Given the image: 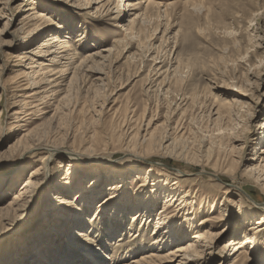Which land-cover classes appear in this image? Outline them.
Masks as SVG:
<instances>
[{
    "label": "rangeland",
    "instance_id": "obj_1",
    "mask_svg": "<svg viewBox=\"0 0 264 264\" xmlns=\"http://www.w3.org/2000/svg\"><path fill=\"white\" fill-rule=\"evenodd\" d=\"M84 1L0 0V264H129L166 233L165 200L187 191L196 223L211 205L222 218L206 264H230L226 242H243L264 210L242 173L264 151V0H112L101 15ZM51 36L74 58L50 68L56 86L34 87ZM255 237L236 264H256Z\"/></svg>",
    "mask_w": 264,
    "mask_h": 264
},
{
    "label": "bare ground",
    "instance_id": "obj_2",
    "mask_svg": "<svg viewBox=\"0 0 264 264\" xmlns=\"http://www.w3.org/2000/svg\"><path fill=\"white\" fill-rule=\"evenodd\" d=\"M84 2H85V5L87 6V8H89V7L91 8V7H93V5H96L95 11H97V13H100V15L103 13H105V14L110 13L109 7L113 3L112 0H85ZM121 3H126V2L124 0H121L120 4ZM124 10H126V8ZM127 11H133V10L129 9ZM40 17H43V16L40 15ZM55 43H57L56 47L54 45ZM40 46H41V48L38 49V51L36 52V55L41 57L44 60L39 61V62L35 61V63H38V64L35 65V67H30V69H37L36 71H34V70L31 71L34 75L33 77H35V79L32 83H33L34 87H36V85H41V84H44L46 82L49 84H53L52 86H56V84H55L56 78L53 80L50 78L55 76V73H59V72H55L54 69H50V68L55 63H57V60H70V62H68V64L64 65L65 67H62V68L67 69V66H69L71 61H73L74 55L71 53L72 50L70 49L68 42L67 41H61V40L57 39L56 36H51L49 38H46L45 40H43V42L41 43ZM103 51L106 53L108 52V50H103ZM56 58H58V59H56ZM99 58H101V55L88 56L87 58L81 60L77 66L80 67V66L84 65L85 62H95V60L99 59ZM21 60H23V56H18L17 61H21ZM94 68H96V67H94ZM91 69H92L91 67H86L85 70L89 71V72H93V71H91ZM95 71H96V69H95ZM38 73L40 75L39 77L36 76ZM29 93H30L29 95H31L30 96L31 100H35L34 98L36 97V95H39L40 92H38L37 90H33ZM239 95H241V94H239ZM24 107H25V105H24ZM12 115L15 116L14 117V120H15V119H17V116L19 115V113L17 111H14ZM17 121H19V120H17ZM16 127H21V126L17 124ZM262 129H264V128H262ZM23 132L24 133H23V136L21 137V139L22 138L23 139L28 138L31 135L32 130H23ZM138 133H137V135H139ZM260 136H261V138H260L261 142L260 143L262 144V147H263L264 146V132ZM149 138H150V135L148 136L147 139L145 138V136H141L140 142L143 143V142L147 141ZM137 140H138V138H137ZM21 141L22 140H18V142H21ZM138 141H136V142H138ZM169 141H170L169 136H165L162 139V141L160 143L161 144L160 145L161 146L160 151L161 150L166 151L168 149L170 144H172V143H168ZM136 142L134 144H136ZM174 146H176V145H174ZM211 149L212 148H210V150ZM205 152L207 153L208 151H205ZM211 152H210V154H212ZM258 153H259V155L255 154L256 157H253L250 160V161H252V163H250L249 166L246 167L242 173L244 176L253 180L255 183L259 182L258 183L259 187L261 188L262 191H264V151L260 150V152H258ZM206 155L205 156L203 155L204 159L206 157L211 158V155L209 157ZM199 161H202V158ZM207 162H208V160H207ZM72 170H74V169H72ZM217 173H214V174L219 176ZM146 181L147 180L144 177L143 178L144 183H142V185H141L142 187ZM152 185H154V184H152ZM172 187L177 188V181H175V184L173 183ZM191 191L192 190L189 189L190 193H191ZM224 193L227 194L228 192L225 191ZM188 196H189V193L187 191L182 197H179L177 200H175V202H177L176 206L172 203L175 196H171L170 199L165 200V202L163 204V208L160 211V214H158L159 217L157 218L156 228L159 231L163 226H166L165 227L166 233L161 234L160 236H156V231H155L152 235L153 239L151 238L152 239V250H153V252L146 253L140 259L133 260L129 264H206L207 263L206 261L208 259H210V256L212 254V252L210 251L212 248V244L214 243L215 239H218L219 237L222 236L223 233H225L223 231L224 230L223 229V230L213 234V230L216 228L217 223H219L222 220V218L211 217L210 216L211 213L209 215V212L211 211V207L213 208V205H211L208 209L204 210V212H203V214L206 213V216L203 219H201L198 223H196L195 217H194V209L195 208L192 206L193 200L190 201V206H188L187 209H184L185 206L189 205V202L187 200H184L183 198H186ZM205 201H207V200L201 199L199 201L200 204L197 208V210H198L197 213H200L203 210L202 204L206 203ZM236 204L238 205L237 207L240 209V211H242L241 210L242 207L240 208L241 199H239L236 202ZM188 209H190V210H188ZM254 209H255V211H257L256 213L260 212L258 214V217H259V219L257 221L258 224L254 227H249L247 230H245V232L243 233V237H245L243 242L237 243L235 239L231 238L230 240H228L226 242V245L224 246V248H230L231 247L232 253L228 254V256L232 257L230 264H236L237 263V258H239L243 254V251L246 248L245 247L246 244L248 246H251V244H253L252 240H255V238H256L255 236L257 234H260V235L264 234V210L262 208H257V207H254ZM123 213H124V211H121V214L119 216H121ZM195 215H197V214H195ZM138 216H139L138 214H135L132 217V223L133 224L136 223L137 219L139 218ZM179 217H182V219H183L182 222L176 221V219ZM112 218L115 219V214L112 215ZM145 223H146V221L144 222V224ZM172 228H177L178 232H176L175 234L181 236L180 240H178L179 245H177L174 248H171V246L166 245V243H168V241H171V239H172L171 237H169V233H171ZM43 233L46 234V232H43ZM190 233L194 234L193 237L189 236ZM79 236L76 235V236H74V238L72 237V240L76 239V237H79ZM154 236H156V237H154ZM82 239H83V237H82ZM187 241H190V244L187 245L186 244ZM116 247H119V245H116ZM221 257H223V256H221ZM256 264H264V250L261 251L260 256L256 257Z\"/></svg>",
    "mask_w": 264,
    "mask_h": 264
}]
</instances>
